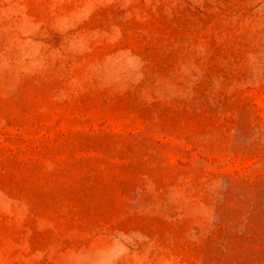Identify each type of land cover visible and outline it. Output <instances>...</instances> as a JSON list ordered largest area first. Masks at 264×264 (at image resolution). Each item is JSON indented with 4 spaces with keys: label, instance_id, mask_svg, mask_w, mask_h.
<instances>
[{
    "label": "rangeland",
    "instance_id": "1",
    "mask_svg": "<svg viewBox=\"0 0 264 264\" xmlns=\"http://www.w3.org/2000/svg\"><path fill=\"white\" fill-rule=\"evenodd\" d=\"M0 264H264V0H0Z\"/></svg>",
    "mask_w": 264,
    "mask_h": 264
}]
</instances>
